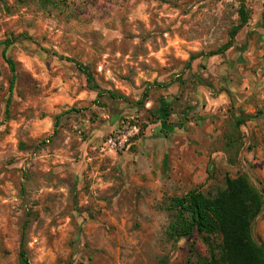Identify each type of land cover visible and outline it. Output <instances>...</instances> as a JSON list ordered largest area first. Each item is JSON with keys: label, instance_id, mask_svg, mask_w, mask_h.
<instances>
[{"label": "clouds", "instance_id": "obj_1", "mask_svg": "<svg viewBox=\"0 0 264 264\" xmlns=\"http://www.w3.org/2000/svg\"><path fill=\"white\" fill-rule=\"evenodd\" d=\"M7 62L0 264H264V0H0Z\"/></svg>", "mask_w": 264, "mask_h": 264}, {"label": "rangeland", "instance_id": "obj_2", "mask_svg": "<svg viewBox=\"0 0 264 264\" xmlns=\"http://www.w3.org/2000/svg\"><path fill=\"white\" fill-rule=\"evenodd\" d=\"M9 72L13 74L10 78H8V75H7V73H9ZM0 75L5 76V78L8 80L7 91L9 94L11 93L10 92V84L12 81L14 82V88H15L17 85V81H19L23 85V84H26L27 80L29 79L28 77H21L18 73H16V69H15V72L13 73L10 66L7 70H4L2 68V66H0ZM3 92H4V87L2 85H0V93H3ZM0 99H2V96H0ZM8 100H10V104H11V95H8L6 103L8 102ZM72 111L73 112L71 114L74 115V114H78L77 112L79 110L78 109H72ZM69 115H70L69 113H65L63 115V120L65 121V123H67ZM255 167H264V164L256 165Z\"/></svg>", "mask_w": 264, "mask_h": 264}, {"label": "trees", "instance_id": "obj_3", "mask_svg": "<svg viewBox=\"0 0 264 264\" xmlns=\"http://www.w3.org/2000/svg\"><path fill=\"white\" fill-rule=\"evenodd\" d=\"M7 63H9V65L11 67V70L14 73L15 72V67L14 66H11V63L10 62H7ZM13 88H14V82L12 81L11 84H10V92H12ZM7 104L8 105L10 104V100H8ZM203 215H205V213H203V211L201 210V212L198 213V216H201L202 217ZM202 226H203V224H202Z\"/></svg>", "mask_w": 264, "mask_h": 264}]
</instances>
